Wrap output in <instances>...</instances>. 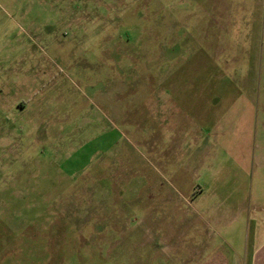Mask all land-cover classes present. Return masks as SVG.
Returning a JSON list of instances; mask_svg holds the SVG:
<instances>
[{
    "label": "rangeland",
    "instance_id": "rangeland-1",
    "mask_svg": "<svg viewBox=\"0 0 264 264\" xmlns=\"http://www.w3.org/2000/svg\"><path fill=\"white\" fill-rule=\"evenodd\" d=\"M255 175L264 0H0V264H209Z\"/></svg>",
    "mask_w": 264,
    "mask_h": 264
},
{
    "label": "crops",
    "instance_id": "crops-1",
    "mask_svg": "<svg viewBox=\"0 0 264 264\" xmlns=\"http://www.w3.org/2000/svg\"><path fill=\"white\" fill-rule=\"evenodd\" d=\"M255 177L264 181L263 175ZM256 186L252 196L246 192L238 195L233 207L219 202L216 208L207 210L202 246H207L205 255L209 264H264V184L259 182ZM199 192L198 187L191 190L194 203ZM193 210L198 208L195 206Z\"/></svg>",
    "mask_w": 264,
    "mask_h": 264
}]
</instances>
